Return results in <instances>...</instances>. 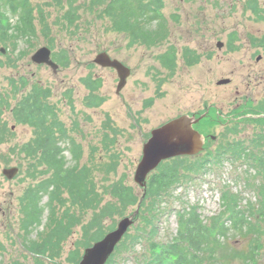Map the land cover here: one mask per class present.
I'll return each instance as SVG.
<instances>
[{
  "label": "rangeland",
  "instance_id": "374dc122",
  "mask_svg": "<svg viewBox=\"0 0 264 264\" xmlns=\"http://www.w3.org/2000/svg\"><path fill=\"white\" fill-rule=\"evenodd\" d=\"M50 1L32 0L45 13V22L36 23L35 34H25L18 16L9 14L12 37L6 42V54L0 56L5 63L0 68V95L14 107L34 84L50 88L46 102L54 108L55 118L64 124L68 135L81 146L80 165H87L93 181L91 198L98 208L74 205L67 191L60 195L62 200L53 203L44 194L40 197L44 207L42 223L26 229V194L29 189L36 192L39 182L52 172L38 157L23 151V145L34 138V129L15 120L12 110L3 108L0 264H35L27 244L40 241L54 227L52 212L54 218L60 219L68 208L79 221L60 241L56 257L45 259L46 264H76L74 254L79 252L82 257L85 249L97 242L90 238L94 231L100 230L105 236L126 217L133 218V225L106 264H144L150 254L148 232L153 227L158 231L155 240L166 241L177 235L180 211L184 208L197 209L202 223L203 219H215L226 208L222 193L227 187L240 193L242 205L252 202L258 207L256 188L248 186L255 170L247 166L244 158L224 150L228 144L242 142L257 154L264 151V112L260 110L264 106V0H162L164 20L146 21L143 25L149 37L157 34L148 40L151 44L142 35V39H133L130 31H118L104 14L102 4L76 0L72 6L67 2L60 6L48 4ZM67 11L74 13L73 23L66 16ZM20 25L24 32L17 29ZM219 42H223L222 47ZM44 46L53 49V58L60 65L57 72L32 59ZM62 51L69 56L67 66L55 56ZM104 51L131 69L120 92L117 70L94 62ZM167 52L175 55L174 66L161 63L159 56ZM187 56L195 62L189 64ZM23 77L28 81L21 87ZM89 77L102 82L95 94L104 100L97 107L91 106L88 98L91 91L84 79ZM224 79L229 81L220 83ZM182 115L202 117L194 127L204 136V147L195 155L182 154L163 160L160 165L172 163L176 157H188L187 166L195 168L218 149L223 154L221 162L212 158L213 165L207 164L199 173L180 168L184 176L162 192L156 209L152 199L143 206L139 203L122 207L111 194V187L122 180L138 195H145L150 176L157 169L148 175L145 186L135 180L144 145L153 129ZM59 144L67 146L64 153L71 164L70 145L67 140ZM10 167L19 168L13 178L3 172ZM259 179L251 180L257 183ZM108 202L121 206L120 211L102 217L101 209ZM146 214L154 224L147 223ZM263 220L258 215L251 216L252 223L260 226V233H264ZM225 227L220 232L215 230L218 234L213 233L217 235L209 244L213 255L210 257L207 252L201 264H264V244L252 259L258 231L236 226L231 219Z\"/></svg>",
  "mask_w": 264,
  "mask_h": 264
},
{
  "label": "trees",
  "instance_id": "16d2710c",
  "mask_svg": "<svg viewBox=\"0 0 264 264\" xmlns=\"http://www.w3.org/2000/svg\"><path fill=\"white\" fill-rule=\"evenodd\" d=\"M74 1L76 0H51L48 4L64 6V3L67 2L72 6ZM90 1L93 4L104 5V14L110 17L114 27L118 31H130L133 34V39H142L144 37L148 44L153 43L148 40L154 38L157 34L154 37H149V31H147L148 29H144L143 25L147 23L146 21L152 22L155 19L164 20L163 14L161 13V9L163 8L162 0H148L147 2H145L146 0ZM9 14L11 17L18 16L19 23L25 28V34L29 32L28 35L35 34L37 22L42 24L45 22L43 7L41 5H34L32 0H0L1 57L4 56L1 52V47H7L6 42L12 37V34L9 32ZM66 16H68L70 23L74 22L75 15L72 11H67ZM21 25L17 27L19 31ZM21 31L24 32L23 29ZM53 46L54 43H52ZM55 56L63 65H68L69 56L66 51L56 53ZM1 57L0 68L5 65ZM159 57L163 66H174L176 58L174 54L172 55L167 52L166 54H161ZM187 58L189 64L195 62V60L189 59L188 56ZM21 80V83L23 82L21 87H24L28 79L23 77ZM84 83L91 91L88 94L90 105L94 107L100 106L104 99L96 95L95 92L101 87V80L89 77L84 79ZM17 90L18 86L15 85V92ZM50 93V88H45L43 85L36 83L32 87L31 92L17 102L14 107L7 103L4 97L0 95V115L3 108H8V110L13 111L15 120L31 126L35 131L34 138L23 145L24 153L31 157H38L40 163L46 165V168L52 172L50 176L39 182V189L36 192L29 189L26 194L24 221L27 230L42 223L44 207L40 205V197L44 194H47L50 202L53 203L56 200H62L60 195L63 191H67L74 205L85 204L86 206L92 205L95 210L98 208L97 203L93 205V199L91 198L93 181L89 177L87 165H80L82 158L81 146L68 135L64 124L55 118L54 108L46 102ZM260 110L264 112V106ZM260 113L258 112V114ZM261 119L264 120V118ZM60 139L67 140L70 145L71 164L64 153L67 146L63 147L60 145L59 142L62 141ZM225 149L224 151H232L231 155L235 154L239 155L240 157H238L240 159L244 158L247 166H251L255 170V177L248 179V186L256 188L255 191L259 197L258 207L256 208L252 202L247 205H242L238 197L240 193L234 192L231 187H227L222 193L226 208L221 215L211 221H204L203 219L202 223L201 215L197 209L184 208L180 211V226L177 235L172 236L171 239L166 241H158L155 240L158 234L156 227H153L148 232L150 235V246L148 249L150 254L144 264H201L202 261H205L207 252H209L210 257L213 255L209 247L210 241H214L217 237L213 233L218 234L217 232H220V229H226L225 224L230 219L231 221L233 220L236 226H246L249 230L258 231L257 245L253 246L252 252V259L254 260L256 258V254H258L261 245L264 244V233L259 232L257 228V226L260 228L259 225L252 223L251 216L255 214L260 219H264V151L257 154L254 150L246 148L242 142L228 144L225 146ZM217 151L209 155L208 159L200 161L199 164L195 165V168L193 165L187 166L188 157L187 159L186 157L185 159L176 157L172 163L170 161L163 162L151 174L144 196L138 195L132 186L122 180L111 187V194L124 208L125 206H133L139 203L143 206L145 202L152 199V204H154V209H156L157 199L162 195V192L167 191L176 182H180L184 176L180 172V168L185 167L184 170L199 173L201 168L206 167L207 164L213 165L211 162L212 158L214 160L216 159L217 162H221L223 154L219 149ZM257 177L260 178L257 180V183L251 180ZM121 206L108 202L102 207L100 215L102 217H108L110 216L109 214L112 215L119 212ZM227 214L229 215L227 220H225L224 218ZM51 216L56 221L54 227L47 232L43 239L29 242L26 246L32 253L33 258H35V264H46V260L56 257V252L60 247V241L73 230L74 225L79 221L77 216L70 213V208L65 211L63 217L60 219L54 218V212L51 213ZM145 217H147V214ZM147 218L149 219L148 224H154L152 217ZM103 236V232L96 230L91 234L90 238L92 241H98ZM74 258L77 264L82 257L77 252L74 254Z\"/></svg>",
  "mask_w": 264,
  "mask_h": 264
},
{
  "label": "water",
  "instance_id": "95a60500",
  "mask_svg": "<svg viewBox=\"0 0 264 264\" xmlns=\"http://www.w3.org/2000/svg\"><path fill=\"white\" fill-rule=\"evenodd\" d=\"M222 42L219 46L222 47ZM51 49L47 46L41 47L33 55L32 59L38 64H48L55 72L59 64L51 57ZM95 62L103 67H113L119 76L118 92L126 85L131 69L118 59H113L107 52H101L96 56ZM224 79L220 83H227ZM190 115H182L171 119L163 125L152 130V135L145 143L143 157L138 165L135 180L145 186L148 175L154 171L163 160L180 155H195L203 149L205 138L194 124L201 120ZM4 174L13 178L19 172L18 167L5 168ZM133 218L122 219L118 227L107 233L102 239L85 249L84 255L78 264H106L117 245L122 241L129 226L133 225Z\"/></svg>",
  "mask_w": 264,
  "mask_h": 264
},
{
  "label": "flooded vegetation",
  "instance_id": "af4514ba",
  "mask_svg": "<svg viewBox=\"0 0 264 264\" xmlns=\"http://www.w3.org/2000/svg\"><path fill=\"white\" fill-rule=\"evenodd\" d=\"M251 7L253 8V10H254V11H256V10H255V6H254V5H253V6H251Z\"/></svg>",
  "mask_w": 264,
  "mask_h": 264
}]
</instances>
